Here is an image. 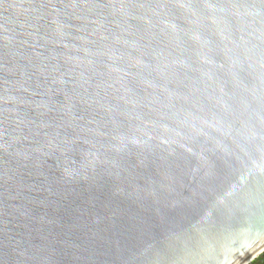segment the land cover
Wrapping results in <instances>:
<instances>
[{
    "label": "water",
    "instance_id": "water-1",
    "mask_svg": "<svg viewBox=\"0 0 264 264\" xmlns=\"http://www.w3.org/2000/svg\"><path fill=\"white\" fill-rule=\"evenodd\" d=\"M263 253L264 0H0V264Z\"/></svg>",
    "mask_w": 264,
    "mask_h": 264
},
{
    "label": "trees",
    "instance_id": "trees-1",
    "mask_svg": "<svg viewBox=\"0 0 264 264\" xmlns=\"http://www.w3.org/2000/svg\"><path fill=\"white\" fill-rule=\"evenodd\" d=\"M251 264H264V253L255 259Z\"/></svg>",
    "mask_w": 264,
    "mask_h": 264
},
{
    "label": "bare ground",
    "instance_id": "bare-ground-1",
    "mask_svg": "<svg viewBox=\"0 0 264 264\" xmlns=\"http://www.w3.org/2000/svg\"><path fill=\"white\" fill-rule=\"evenodd\" d=\"M260 254H258L255 258H253L250 262H248L247 264H251L256 258H258ZM262 255V254H261Z\"/></svg>",
    "mask_w": 264,
    "mask_h": 264
}]
</instances>
